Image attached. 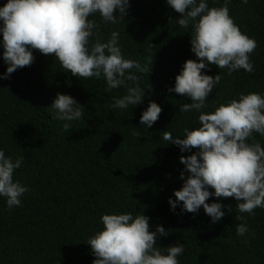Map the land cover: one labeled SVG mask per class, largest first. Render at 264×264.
I'll use <instances>...</instances> for the list:
<instances>
[{
  "label": "trees",
  "instance_id": "1",
  "mask_svg": "<svg viewBox=\"0 0 264 264\" xmlns=\"http://www.w3.org/2000/svg\"><path fill=\"white\" fill-rule=\"evenodd\" d=\"M6 2L0 0V7ZM207 3L220 7L224 0ZM129 5L121 23H105L98 15L90 19L99 24L104 42L112 31L120 33L118 44L126 59L142 64L152 60L148 81L153 89L145 92L141 104L110 107L125 94L123 87L106 92L103 79L74 77L54 55L37 50H32L30 66L0 78V150L13 160L24 157L14 180L30 189L21 197L22 206L11 210L0 197V264H92L95 257L87 241L103 228L100 217L113 213L143 214L149 217L150 231L162 226L168 235L158 234L157 246L163 251L183 244L180 264H264V209L257 208L254 216L240 214L233 198L211 196L206 202L220 203L225 212L213 224L202 207L195 214H181L182 205L170 208L168 199L175 200L173 192L183 185L179 157L192 153L164 141L162 132L182 138L183 129L200 126L198 112H179L191 100L167 91L184 62L196 59L191 25L181 28L176 23L180 14L166 0H129ZM228 8L241 32L258 44L250 57L254 71L229 75L227 68L214 65L202 69L222 77L206 98L205 113L238 100L241 93L264 96V0H248L247 5L229 0ZM2 52L0 46V77L8 66ZM57 93L72 96L85 110L68 131L47 108ZM150 100L162 112L146 128L139 118ZM253 135L264 147V137ZM238 215L249 228L244 236L235 232L242 222L235 219Z\"/></svg>",
  "mask_w": 264,
  "mask_h": 264
},
{
  "label": "clouds",
  "instance_id": "2",
  "mask_svg": "<svg viewBox=\"0 0 264 264\" xmlns=\"http://www.w3.org/2000/svg\"><path fill=\"white\" fill-rule=\"evenodd\" d=\"M166 2L180 14L176 23L181 28L191 25V52L196 57L184 62L174 87L167 91L191 100L180 105L179 112H198L200 125L183 129L182 138L162 132L164 141L178 146L181 152L192 153L179 157L184 166L180 172L183 185L173 192L175 200L168 199L170 208L182 205L181 214H195L202 207L214 224L225 215L220 203L206 202L215 196L233 198L240 214L254 216L257 208L264 209V147L253 135L264 137V96L241 93L238 100L205 113L202 109L207 107L206 98L222 77L206 75L201 70L214 65L227 68L229 75L241 69L252 73L250 57L258 44L242 33L229 15V0L220 7H209L207 0ZM241 3L247 5L248 0ZM129 6V0H7L0 7V46L8 66L0 78L7 79L17 69L30 66L34 61L32 50H37L45 56L54 55L74 77L103 79L106 92L123 87L125 94L110 107L127 109L141 104L145 92L153 89L148 81L152 60L142 64L126 59L118 44L120 33L112 31L104 42L99 38V24L90 19L98 15L105 23H121ZM47 108L53 119L64 122L65 131L85 111L72 96L60 93ZM161 112L162 108L150 100L140 115V124L151 128ZM132 135L139 138L141 134L133 131ZM23 159L13 160L0 150V197L5 198L9 210L22 206L21 197L30 190L14 180ZM227 207L233 211L231 205ZM235 219L242 221L235 227L236 235L244 236L249 232L244 216ZM100 221L103 228L87 241L95 257L92 264H180L178 257L184 245L175 244L162 251L157 246V235L167 236L168 232L159 225L150 231L149 217L113 213L102 215Z\"/></svg>",
  "mask_w": 264,
  "mask_h": 264
}]
</instances>
